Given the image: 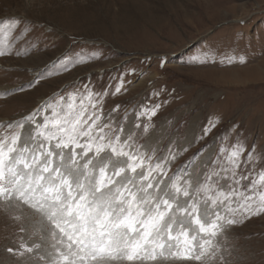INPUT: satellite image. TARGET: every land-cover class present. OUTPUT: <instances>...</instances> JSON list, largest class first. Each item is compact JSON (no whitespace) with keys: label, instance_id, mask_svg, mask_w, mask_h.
Masks as SVG:
<instances>
[{"label":"rangeland","instance_id":"obj_1","mask_svg":"<svg viewBox=\"0 0 264 264\" xmlns=\"http://www.w3.org/2000/svg\"><path fill=\"white\" fill-rule=\"evenodd\" d=\"M16 18L14 28L3 26L12 52L0 56V94L10 93L0 95V122L88 85L94 93L107 90L103 116L111 113L126 131L134 123L147 125L146 132H136L137 143L155 153L153 162L169 149L180 153L169 176L190 160V171L226 167L222 150L236 145L245 149L242 160L252 152L254 167L264 168V0H0V21ZM77 53L97 55L67 71L53 67ZM231 55L237 59L228 63L225 56ZM41 72L34 87L14 91ZM157 104L150 119H136L141 109ZM235 218L237 224L213 239L212 253L202 261L121 264H264V212L250 218L238 212ZM53 242L33 209L0 200V264H18L7 247L49 248Z\"/></svg>","mask_w":264,"mask_h":264},{"label":"snow or ice","instance_id":"obj_2","mask_svg":"<svg viewBox=\"0 0 264 264\" xmlns=\"http://www.w3.org/2000/svg\"><path fill=\"white\" fill-rule=\"evenodd\" d=\"M19 23L18 18L0 21V56L12 52L3 26L11 29ZM96 55H65L53 67L67 71ZM225 59L232 63L237 57ZM238 59L246 62L243 55ZM44 75L39 73L14 91L34 87ZM122 86L123 81L117 93ZM84 89L54 95L26 116L0 122V200L9 207L33 209L54 241L51 251L36 243L7 247L6 253L18 264H121L169 258L199 262L212 253L213 239L237 224L236 213L250 218L264 212V168L254 167L252 152L241 159L242 145L222 150L226 167L218 165L219 170L190 171V160L169 176L168 166L180 153L169 149L167 156L153 162L155 153L147 154L142 151L145 145L137 143L136 132H146L147 125L134 123L126 131L123 121L117 124L111 113L103 116L107 90L94 93L88 85ZM158 108L146 106L136 119H150Z\"/></svg>","mask_w":264,"mask_h":264}]
</instances>
